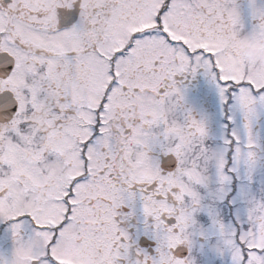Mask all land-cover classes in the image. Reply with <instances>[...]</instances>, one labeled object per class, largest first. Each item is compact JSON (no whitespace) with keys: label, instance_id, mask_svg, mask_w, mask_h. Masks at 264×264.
<instances>
[{"label":"snow or ice","instance_id":"obj_1","mask_svg":"<svg viewBox=\"0 0 264 264\" xmlns=\"http://www.w3.org/2000/svg\"><path fill=\"white\" fill-rule=\"evenodd\" d=\"M0 264H264V0H0Z\"/></svg>","mask_w":264,"mask_h":264},{"label":"flooded vegetation","instance_id":"obj_2","mask_svg":"<svg viewBox=\"0 0 264 264\" xmlns=\"http://www.w3.org/2000/svg\"><path fill=\"white\" fill-rule=\"evenodd\" d=\"M188 97L191 98L192 100H196L195 102L188 101L190 105H196L199 106L200 108H204L212 112L216 111L214 93L212 92L210 86L204 81L203 78H199L197 81L192 82V84L189 86ZM217 122L219 126L218 118H217ZM213 127L217 128L216 124Z\"/></svg>","mask_w":264,"mask_h":264},{"label":"rangeland","instance_id":"obj_3","mask_svg":"<svg viewBox=\"0 0 264 264\" xmlns=\"http://www.w3.org/2000/svg\"><path fill=\"white\" fill-rule=\"evenodd\" d=\"M188 101H192V102H195L196 100H192L191 98L188 97ZM191 106H194V107H197V108H200L199 106H196V105H191ZM214 123L216 124L217 128H218V122H217V119L214 120ZM213 123V126H215V124Z\"/></svg>","mask_w":264,"mask_h":264}]
</instances>
